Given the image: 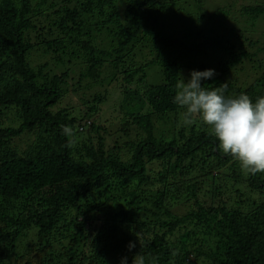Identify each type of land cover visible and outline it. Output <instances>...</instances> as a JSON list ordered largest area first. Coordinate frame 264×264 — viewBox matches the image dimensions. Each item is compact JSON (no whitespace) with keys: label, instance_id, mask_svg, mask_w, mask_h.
I'll return each instance as SVG.
<instances>
[{"label":"trees","instance_id":"obj_1","mask_svg":"<svg viewBox=\"0 0 264 264\" xmlns=\"http://www.w3.org/2000/svg\"><path fill=\"white\" fill-rule=\"evenodd\" d=\"M198 3L0 0V264H264V171L173 102L264 96V0Z\"/></svg>","mask_w":264,"mask_h":264},{"label":"clouds","instance_id":"obj_2","mask_svg":"<svg viewBox=\"0 0 264 264\" xmlns=\"http://www.w3.org/2000/svg\"><path fill=\"white\" fill-rule=\"evenodd\" d=\"M214 75V69L208 68L191 70L186 82L180 79L173 102L185 110L182 125L190 126L192 117H199L211 128L220 151L237 159L247 172L264 171V96L253 102L246 94L226 96V85L202 86V80ZM63 131L71 130L65 126ZM127 247L131 250L135 244L129 242ZM120 264H128L127 257H122ZM132 264H145V258L138 253Z\"/></svg>","mask_w":264,"mask_h":264},{"label":"rangeland","instance_id":"obj_3","mask_svg":"<svg viewBox=\"0 0 264 264\" xmlns=\"http://www.w3.org/2000/svg\"><path fill=\"white\" fill-rule=\"evenodd\" d=\"M223 1L224 0H185V2L187 3L185 6H187L188 9H189V11H188L189 12L188 13L189 16L187 15L186 17H190V15H194L197 12L201 11V5H199V3H198L197 6H194V2H201L202 4L205 3L207 5V8L209 9V8H212V7L216 6L217 4H219V2H223ZM198 9H200V11H198ZM230 17L232 18L231 20H233L232 22L237 24L238 26L244 27L246 25V22L243 20V18L240 15H238V13L232 12V13H230ZM257 26H258V24H257ZM257 32H259V29H256V31H253L251 34L256 35ZM111 90H112V87L108 86V91H109V95H110L111 99L107 103H101L100 104V109H103L105 111H109L116 104V101H115L116 94L115 93H111ZM107 114H109V112ZM106 120L107 121L111 120V117L104 116L102 121H106Z\"/></svg>","mask_w":264,"mask_h":264}]
</instances>
